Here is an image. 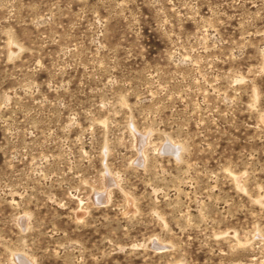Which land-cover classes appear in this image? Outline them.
Masks as SVG:
<instances>
[{
  "label": "rangeland",
  "instance_id": "rangeland-1",
  "mask_svg": "<svg viewBox=\"0 0 264 264\" xmlns=\"http://www.w3.org/2000/svg\"><path fill=\"white\" fill-rule=\"evenodd\" d=\"M0 264H264V0H0Z\"/></svg>",
  "mask_w": 264,
  "mask_h": 264
}]
</instances>
